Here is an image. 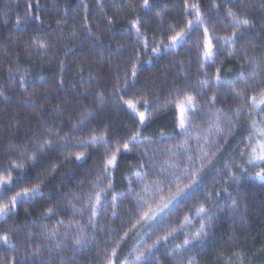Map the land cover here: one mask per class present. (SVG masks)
I'll return each mask as SVG.
<instances>
[{
	"label": "snow or ice",
	"instance_id": "obj_1",
	"mask_svg": "<svg viewBox=\"0 0 264 264\" xmlns=\"http://www.w3.org/2000/svg\"><path fill=\"white\" fill-rule=\"evenodd\" d=\"M79 3L80 29L73 25L65 42L83 31L94 51L100 37L90 27L89 4ZM107 3L94 0L99 10ZM42 7L27 0L13 30L23 35L32 21L43 27ZM112 7L125 13L134 37L126 59L115 68L109 59L107 72L103 55L95 72L86 59L73 61L79 84L66 83L61 59L43 103L34 89L22 101L28 120L11 116L9 128L23 127L25 141L0 143V264H262L264 243L245 250L233 227L217 245L216 230L227 216L246 231L242 189L247 181L264 184V0L258 22L249 14L255 0H183L172 20L153 0ZM104 19L110 30L115 19ZM54 39L56 33L13 44L44 60ZM10 56L7 45L0 49V70ZM160 60L175 71L153 72ZM6 80L27 91L19 63ZM7 92L0 86V104L11 106ZM113 111L126 120L101 122ZM164 117L169 123L158 124ZM74 172L79 180L62 190ZM30 210L38 212L31 222Z\"/></svg>",
	"mask_w": 264,
	"mask_h": 264
},
{
	"label": "trees",
	"instance_id": "obj_2",
	"mask_svg": "<svg viewBox=\"0 0 264 264\" xmlns=\"http://www.w3.org/2000/svg\"><path fill=\"white\" fill-rule=\"evenodd\" d=\"M27 0H0V49L4 48L5 45L8 46V50L11 52L9 57V62L6 63L2 70H0V86L8 89L7 94L12 97V105L0 104V143L7 144L8 139H13L16 143L22 144L25 141V131L24 128H20L18 131H13L9 128V123L11 121V116H17L22 123L28 120L29 114L22 107V101L25 96L32 93L34 89H38L37 97L41 99L43 103V97L46 95L47 87H54L53 79L59 78V60L64 59L67 63V71L65 72L66 83L72 81L79 84V75H74L76 73V68L73 65V61L80 59L81 62L87 61L90 69L95 72L101 66L98 64L99 57L103 55L105 58V64L103 70L108 71V60H111L112 68L120 65L124 59H126L128 53L132 50L133 36L128 34V20L122 19L125 15L124 12H117L113 3L125 4L129 0H108L103 10H99L95 7L94 0H86L90 6V27L94 35L99 36L100 39L92 45L94 51L89 50V44L91 41L88 39V34L86 32H80V39L67 40L66 38L70 35L73 25L80 29V24L82 17L85 15L83 12L79 0H56V5H52V0H40L42 8L37 10L38 14H41L45 19V24L43 27L32 21L28 27L27 31L23 35H18L12 28L15 20L23 18L25 15V4ZM154 4L157 5V11L159 9L167 7L169 13L165 16V20L174 19L177 9L174 5L182 4L183 0H153ZM247 2V0H245ZM35 3V0H33ZM256 7L250 10V15L257 20L259 18V0H255ZM230 5H226L229 7ZM126 11V10H125ZM107 14L108 18H114L115 22L110 30H106V24L104 19V14ZM36 14V13H34ZM154 16V13L152 14ZM7 19V23L4 20ZM57 19L66 20V24H57ZM159 23V21H156ZM63 32L64 35L61 36L60 33ZM52 33H56V39L52 40L53 47L49 50L48 59L42 60L39 56L29 57L25 54V45L22 43L20 46H15L13 44L14 40L19 39L20 41L28 40L29 42L34 38L50 37ZM223 34V33H221ZM159 38V37H157ZM124 45L123 49H118V45ZM70 48L71 52L65 56L64 49ZM111 54V55H110ZM147 60V57H144ZM187 60V56H185ZM19 63L22 71L26 70L28 74L27 81V91L21 90L19 88L12 89L10 87L11 81L6 80V74L9 67H15ZM165 61L160 60L155 63L152 67L153 72L163 73L164 71L174 72L170 66L165 68ZM227 68H231L232 65H226ZM193 71H195V66H193ZM83 78L87 80L88 72L85 71ZM41 77L46 78V83L41 84ZM20 79L17 76V81ZM82 90L78 88V91ZM63 97V93L60 97L56 98L52 105H47V109L50 111L54 103L60 102ZM89 107L92 105L88 101H84ZM13 108L16 109L13 112ZM107 120L113 125L120 124L122 120H126L122 114H118L115 111L108 113L106 116L102 117L101 122ZM14 123V121H11ZM34 123V121H33ZM158 124H168V118L164 117ZM12 132V136L9 133ZM235 143V141H233ZM2 151V149H0ZM80 173L74 172L64 177V182L59 185L62 190H67L70 186H75L79 180ZM209 183H211V177L208 178ZM51 187V185H50ZM242 195L246 198L248 203V226L247 230H242L240 224L233 225L231 219L227 216H223L220 224L216 230V243L217 245L221 243V236L224 235L228 230L235 227L237 233L240 236L241 246L245 250L258 249L262 243H264V184L259 181H247L244 188L242 189ZM243 210V208L241 209ZM32 216L28 217V221L31 222L32 218L38 215L35 210H30ZM24 217H20V221H24ZM198 226V225H197ZM194 231L195 229H191ZM255 237V239H253ZM133 241H129L128 245L125 247L124 251L127 252L132 246ZM211 249L209 250V252ZM264 264V261H262Z\"/></svg>",
	"mask_w": 264,
	"mask_h": 264
}]
</instances>
